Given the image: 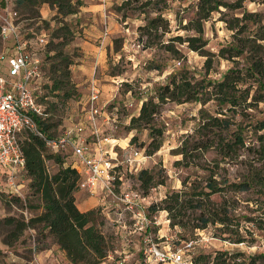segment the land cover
I'll return each instance as SVG.
<instances>
[{
	"label": "rangeland",
	"instance_id": "rangeland-1",
	"mask_svg": "<svg viewBox=\"0 0 264 264\" xmlns=\"http://www.w3.org/2000/svg\"><path fill=\"white\" fill-rule=\"evenodd\" d=\"M86 1L82 0L83 3L79 6L78 12L65 18V21L71 24L74 36L63 47L61 55L75 62L70 66V80L74 91L73 95L66 100L48 94V104L42 103L45 106L48 105L50 121L54 124L65 123L68 126L71 122L83 119L88 108L85 102L88 81L85 80L86 76L79 79L74 65L84 59L86 54L84 42H92L89 39L93 38L91 34L99 31L101 36L97 37L94 43L103 49L102 58L105 67L98 75L99 77L106 75L114 80V83L106 80L100 83H111L115 86L113 89L115 95L105 103L98 117L100 134L128 142L127 145L124 144V149L114 146L119 160L123 163L131 158L133 149H141L145 155L149 156L143 168L154 177V184L146 191L140 186L137 172H129L122 167L131 187L146 198L144 210L146 217L150 220L147 233L156 240L159 238L171 245H178L183 240L191 238L196 239L198 245L194 249L193 256L195 259L198 256H205L203 260L198 259L197 264H264V187L254 185L246 190L232 191L225 186L223 191L210 196V201L205 202V206L211 211L225 207L231 223L227 226L215 222L208 223L203 228L196 227L200 224L197 217L199 211L186 206H182L177 213L176 221H180L181 225H172V218L167 210L151 209L154 205L162 208V200L166 195L185 188L183 182L187 186L203 187L210 174L219 185H226L224 179L242 180L248 173L250 164L257 165L255 160L258 153L247 147L253 145L258 148L256 137L251 131L247 133L246 146L240 149L239 156L236 158L223 159L213 149L194 150L196 142L204 139L202 133L196 132V128L202 122L201 111L207 110L213 113L216 108L213 100L205 104L198 101L162 103L154 117V124L163 129V141L160 148L151 154L146 152V145L150 141L148 131L146 129L128 130L130 117L138 113L141 103L154 95L156 88L165 83L172 72L185 68L195 78L206 74L207 56L189 49L186 43L170 41V38L176 35L185 37L195 34L194 30L187 29L186 26L196 17L198 0H113L108 7L110 10L104 7L102 16L87 11ZM123 1L126 5L118 8ZM223 1L239 5L237 7L220 6L203 23V36L207 40L204 49L211 54L212 58L211 69L206 76L211 79H221L222 75L236 64L232 60L217 56L219 48L232 39L233 31L228 29V24L233 17L240 18L243 12L256 13L260 19L259 24L264 29V0ZM4 2V6L13 7V0H4ZM2 8L0 0V9ZM35 10L37 16L31 17L28 22H23L25 27L23 36H28L31 29L45 31L49 42L50 29L56 26L57 22L52 19L55 10L50 5H41ZM19 13L22 17L28 16L26 12ZM158 14H161L167 23H163L158 29H150L147 34L142 33L139 26L146 24L149 18ZM44 19L48 20V23L43 22ZM247 23L252 30L251 33L258 26L252 22ZM31 41L34 43L35 38ZM169 41L173 43L177 52L172 53L165 49V44ZM12 43V38L4 40L0 36V55L6 48L11 47ZM56 62H62V57L59 56ZM49 64L50 62L46 63V70ZM0 65L5 68V60H2ZM51 100L54 103H51ZM101 104L99 101L98 105ZM223 108L226 107L223 106ZM248 111L258 115L262 112L264 114V104L260 103L256 108L253 107ZM56 127L58 128V125ZM133 135H136V140L130 144ZM88 136L89 139H95L93 135ZM181 146L187 150L186 157L178 151ZM47 166L50 172L57 169L56 164L51 160L47 161ZM27 193L28 190L25 191L24 196ZM3 194L0 192V217L7 214H22L24 218H28L32 214L31 211L20 209L16 204L7 207L3 202ZM104 206L107 215H104L102 230L110 239L114 257L128 255L130 260L138 259L142 242L138 231H134L131 214L123 212L120 204L111 196L105 197V205L97 207ZM5 231V228L0 227V240ZM238 235L243 237L242 242H235ZM34 244L43 247L41 250L56 246L42 231L27 229L19 241L9 248L10 252H7V255L11 254L13 259L8 263L34 264L35 252L32 253L28 249ZM220 252L223 255L217 262L214 261L215 256ZM55 254H59L57 250Z\"/></svg>",
	"mask_w": 264,
	"mask_h": 264
},
{
	"label": "trees",
	"instance_id": "trees-1",
	"mask_svg": "<svg viewBox=\"0 0 264 264\" xmlns=\"http://www.w3.org/2000/svg\"><path fill=\"white\" fill-rule=\"evenodd\" d=\"M82 3V0H13L12 8L17 12V21L20 22L19 34L24 39H33L40 34V31L31 29L28 36H23L25 28L23 22H28L31 17L37 16L36 7L50 5L55 10L52 19L57 22L56 26L50 29L49 42L48 35L44 31L46 37L44 44L29 46L30 51L41 56L43 75L42 80L37 82L38 89L35 95L44 109L41 116H35L38 132L25 131L20 136V146L25 158L24 169L20 173V180L25 183L23 192L19 195L10 192L4 185L0 186V192L4 193L3 202L7 207L16 204L20 209L31 211L32 214L28 218H24L22 214H7L0 217V227L6 230L1 242L8 248L14 246L27 229H38L64 251L71 264H98L109 252H112L110 239L102 230L104 214L100 207L87 211H80L77 208L74 192L78 189L81 174L75 165L72 151L65 148L53 152L47 145V141L57 138L66 125L59 122L52 123L48 116V105L43 104H48L49 93L62 100L73 95L70 66L75 62L61 54L63 47L74 36L71 24L66 22L65 18L78 12ZM4 5V0H1V7ZM122 5H126V2L123 1L118 8ZM238 5L228 4L223 0H198L196 17L186 26L187 29L194 30L195 34L185 37L176 35L171 37L170 41L186 43L189 49L207 56L206 74L195 78L185 68L172 72L168 80L156 88L155 94L141 103L138 113L129 119L128 130L148 131L150 138L146 145L148 154L157 151L162 144L163 129L154 124V117L160 105L166 101L177 103L198 101L202 104L211 100L215 102L216 108L213 113L207 110L201 111L202 122L196 128V132L202 133L204 139L196 142L194 150L213 149L223 159H232L238 157L240 149L246 146L249 131L256 137L258 148L253 145L247 147L258 153L255 160L257 165L250 164L248 173L242 180L224 179L226 185H219L210 174L205 186H187L183 182L185 188L166 195L162 200V208L151 206V209L167 210L172 218V225H181L180 221H176L177 213L182 206H186L199 211L197 217L200 224L196 227L203 228L208 223L215 222L227 226L231 223L225 207L211 211L205 206V202L210 201V196L223 191L225 186L232 191L246 190L254 185L264 187V114L262 112L258 115L248 111L253 107L256 108L260 103L264 104V29L259 24L260 19L256 13L243 12L240 18L236 16L229 21L228 29L233 31L232 39L219 48L217 56L232 60L236 64L229 68L221 79H211L206 76L211 69L212 58L204 49L207 40L203 36V23L220 6L237 7ZM17 9L28 13V16L22 17ZM43 22L48 23V20L44 19ZM247 22L258 24L252 33ZM163 23L167 22L161 14H158L149 18L147 23L139 28L142 33L147 34L150 29H158ZM170 41L165 44V49L172 53L177 52ZM59 56L62 57V62L57 63ZM49 62V68L46 70V63ZM50 102L54 103L52 100ZM223 106L226 108L224 109ZM135 140L136 135H133L130 144ZM178 151L186 157L185 147L181 146ZM48 160L56 164L57 169L54 172L49 171ZM137 178L145 191L154 184V177L145 168L137 171ZM26 190L28 193L24 196ZM242 241L243 237L239 235L235 239V242ZM42 248L34 244L28 249L34 253ZM222 255V252L217 254L214 261L217 262ZM6 256L7 252L0 249V264H9L5 259ZM192 258L193 263L197 264V260H203L205 256H198L196 259L192 256Z\"/></svg>",
	"mask_w": 264,
	"mask_h": 264
},
{
	"label": "built area",
	"instance_id": "built-area-1",
	"mask_svg": "<svg viewBox=\"0 0 264 264\" xmlns=\"http://www.w3.org/2000/svg\"><path fill=\"white\" fill-rule=\"evenodd\" d=\"M17 12L8 5L0 9V36L4 40L13 39L11 47L0 55L5 60V68L0 65V185L19 195L24 181L20 173L24 169L25 158L20 146L23 132H38L35 116L43 114V106L36 100L37 82L42 80L41 56L29 50L34 43L44 44L46 37L40 32L32 43L19 34L20 22ZM106 35V32H104ZM100 90L97 83L90 82L83 119L71 122L55 139L47 141L53 152L69 148L75 158V165L81 177L78 189L95 193L99 189L104 196L120 204L123 212L131 214L134 231L141 236L140 257L130 260L128 255L114 257L109 252L98 264H194L193 252L198 245L194 238L183 240L178 245L164 243L147 233L149 219L145 215V197L133 189L122 167L129 172H137L144 167L145 155L141 149H133L131 158L123 163L114 149L113 140L101 135L98 129ZM94 136L93 144L88 143L85 132ZM108 144V147H105ZM131 162V163H130Z\"/></svg>",
	"mask_w": 264,
	"mask_h": 264
},
{
	"label": "crops",
	"instance_id": "crops-1",
	"mask_svg": "<svg viewBox=\"0 0 264 264\" xmlns=\"http://www.w3.org/2000/svg\"><path fill=\"white\" fill-rule=\"evenodd\" d=\"M88 4V8L87 11H91L92 14L97 15V16H102L103 13V9L104 7L107 8V10H110L109 4H111V2H113V0H87L86 1ZM108 13L110 14V12L108 11ZM93 35V38L90 37L89 39L92 40V42L90 41H85V52L86 54L84 55V59H82L77 65L75 64V73H77L79 76V79H83L86 76V81H88V87L90 85V82L94 81L95 83H97V86L100 90V94H99V100L102 104L99 105L100 109H102L105 105V103H107L111 97L114 94V88L115 86L113 84H111L112 82L114 83L113 79H110L111 77L104 75L103 77H99L98 73L101 71L102 68L105 67L104 63H103V49L96 45L94 43V41L96 40L97 37L101 36L99 31H97L95 34H91ZM102 80H106L111 82L109 83H100V81ZM88 89V88H87ZM109 89V90H108ZM111 89V90H110ZM110 91V92H107ZM88 94L86 95V100H87ZM85 100V102H86ZM100 113H102V111L100 110ZM105 114V113H104ZM100 117V114L99 116ZM99 121V120H98ZM100 126L98 124V129L100 131ZM89 133V129H87V131L85 132V137L88 141V143L93 144V140L92 138H88L90 134ZM93 137V136H92ZM92 139V140H91ZM116 142H113L114 146L120 147L121 149H124L125 146L124 144L126 143V141H123L122 139H112ZM128 144V142L126 143V145ZM109 145L106 144L105 147H108ZM74 197H75V203L77 208L80 211H87L89 209L95 208L98 205H105V196L104 194L97 189V191L95 193H89L85 190L82 189H77L74 192ZM102 209V213L104 215H107V212L105 211V206L101 208ZM0 249L3 252H10L9 248L4 245L1 240H0ZM58 251L59 254H55V251ZM57 257H56V256ZM6 261H12L13 256L11 254H8L6 256ZM34 260L35 263L34 264H71L68 259L65 256L64 251L60 250L57 245L54 246L53 248H45L43 250L37 251L34 254Z\"/></svg>",
	"mask_w": 264,
	"mask_h": 264
}]
</instances>
